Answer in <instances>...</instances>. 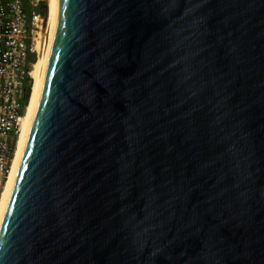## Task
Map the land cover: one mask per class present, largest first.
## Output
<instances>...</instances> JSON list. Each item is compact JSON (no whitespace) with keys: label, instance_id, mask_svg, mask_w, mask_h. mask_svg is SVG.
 Returning <instances> with one entry per match:
<instances>
[{"label":"water","instance_id":"obj_1","mask_svg":"<svg viewBox=\"0 0 264 264\" xmlns=\"http://www.w3.org/2000/svg\"><path fill=\"white\" fill-rule=\"evenodd\" d=\"M0 264H264V0H60Z\"/></svg>","mask_w":264,"mask_h":264},{"label":"built area","instance_id":"obj_2","mask_svg":"<svg viewBox=\"0 0 264 264\" xmlns=\"http://www.w3.org/2000/svg\"><path fill=\"white\" fill-rule=\"evenodd\" d=\"M44 0H0V192L13 157L34 54L37 6Z\"/></svg>","mask_w":264,"mask_h":264},{"label":"bare ground","instance_id":"obj_3","mask_svg":"<svg viewBox=\"0 0 264 264\" xmlns=\"http://www.w3.org/2000/svg\"><path fill=\"white\" fill-rule=\"evenodd\" d=\"M47 7L46 18H36L34 51L35 59L31 64L29 75L32 79L31 98L20 118L19 132L16 137L15 149L11 160L10 170L0 192V226L7 208L23 152L28 139L29 131L39 103L44 85L46 69L54 33L57 26L60 0H44Z\"/></svg>","mask_w":264,"mask_h":264},{"label":"rangeland","instance_id":"obj_4","mask_svg":"<svg viewBox=\"0 0 264 264\" xmlns=\"http://www.w3.org/2000/svg\"><path fill=\"white\" fill-rule=\"evenodd\" d=\"M46 14H47V7H46V5H45V3H44V5L43 6H41V11H40V16H38V17H40V18H46L45 16H46ZM32 58H34L35 59V51H34V54H33V56H32ZM34 59L32 60V62L34 61ZM31 83H32V79H31V77L28 79V94H27V99H26V101H25V105L27 106L28 105V103H29V101H30V98H31Z\"/></svg>","mask_w":264,"mask_h":264},{"label":"trees","instance_id":"obj_5","mask_svg":"<svg viewBox=\"0 0 264 264\" xmlns=\"http://www.w3.org/2000/svg\"><path fill=\"white\" fill-rule=\"evenodd\" d=\"M44 5V3H40L38 6H37V9L39 10V11H41V6H43ZM34 58H32L31 57V60H33ZM30 78V76H27V84H26V92H25V95H24V99H25V101H26V98H27V94H28V79Z\"/></svg>","mask_w":264,"mask_h":264},{"label":"clouds","instance_id":"obj_6","mask_svg":"<svg viewBox=\"0 0 264 264\" xmlns=\"http://www.w3.org/2000/svg\"><path fill=\"white\" fill-rule=\"evenodd\" d=\"M27 99V98H26Z\"/></svg>","mask_w":264,"mask_h":264}]
</instances>
